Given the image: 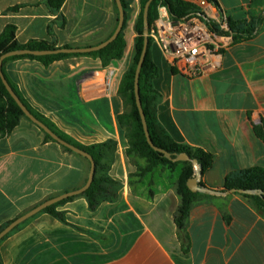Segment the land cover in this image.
<instances>
[{
    "label": "crops",
    "instance_id": "0c3cea01",
    "mask_svg": "<svg viewBox=\"0 0 264 264\" xmlns=\"http://www.w3.org/2000/svg\"><path fill=\"white\" fill-rule=\"evenodd\" d=\"M123 30L120 60L102 67L98 59L71 56L44 66L16 59L4 65L11 83L28 105L73 141L83 145L112 141L96 170L113 181L103 196L112 201L90 208L83 193L56 208L64 222L42 211L29 224L0 243L3 264H264V216L239 195L201 193L192 204L181 235L174 224L180 204L176 184L181 165L144 172L145 160L127 155V140L117 116L126 108L117 94L118 75L130 62L140 0ZM227 18L241 19L263 10V0H217ZM114 0H65L60 11L64 28L44 0H0V33L16 27L20 44L55 39L58 48L98 45L111 34ZM20 5L14 12L10 8ZM153 81L160 95L157 121L176 143L201 148L215 156L200 181L223 193L225 176L236 169L264 168V140L254 127L264 123V29L253 39L223 51L219 71L194 78L173 73L156 46ZM116 70L106 89L95 74ZM100 78V77H98ZM264 134V130H263ZM89 161L45 138L27 118L0 136V227L43 201L81 188ZM172 172H177L173 178ZM95 176V173H94ZM27 221V222H28Z\"/></svg>",
    "mask_w": 264,
    "mask_h": 264
},
{
    "label": "trees",
    "instance_id": "16d2710c",
    "mask_svg": "<svg viewBox=\"0 0 264 264\" xmlns=\"http://www.w3.org/2000/svg\"><path fill=\"white\" fill-rule=\"evenodd\" d=\"M122 8L124 10V24L123 29L116 37V39L108 44L106 47L91 53L85 54H52L46 56H33V55H17L11 56L3 60L2 73L12 88L13 92L27 108V110L40 122L46 125L51 131H53L59 138L68 142L71 145L87 152L92 156L95 163V176L89 186V188L83 193V196L88 201L90 208H95L99 203L104 201H112L113 197H102V194L108 193L112 188L113 181L106 177H97L96 170L101 167L102 159L107 155L109 150H115V143L107 141L100 144L91 146H83L66 135L60 132L55 125L46 119L43 115L34 111L22 97L18 89L11 83L4 71V65L10 60L16 59H32L37 60L44 66H49L55 61L71 57V56H89L94 59H98L102 67H107L112 61L120 60L124 53L125 40L123 30L125 23L129 19L130 7L127 0H120ZM148 0H140V9L137 15L136 23L134 26L135 38L133 43V51L130 58V62L126 71L123 73L117 94L127 107V111L117 116V121L120 128L124 132V136L127 140L128 148L126 150L127 155H135L139 159H143L146 162L143 168L144 172H151L157 167H163L167 170H172L175 167L181 165V173L176 184V193L180 197L179 207L174 215V224L181 235L185 222L189 216L192 204L201 196L198 192H192L187 186V181L193 176V166L190 162H173L168 160L163 154L154 151L147 143L146 137L143 131L140 115L135 103L134 95V75L137 62L139 60L143 43H144V24H143V8ZM209 3L219 8L217 0H207ZM65 0H44V4L51 14L55 16V19L48 25L47 31L49 36H53V25H58L59 28H64L66 25V19L61 14V7ZM263 3V2H262ZM115 4V3H114ZM20 8V5L11 7L10 10L16 12ZM165 8L173 19H183L186 16L193 14L194 7L184 3L182 0H152L147 13V26H148V47L146 56L142 63L139 74V96L141 106L145 115L146 125L149 132L150 139L154 146L166 151L172 158L185 154L190 160H195L199 173L204 176L209 170L212 169L215 156L201 148H194L188 145L178 144L174 142L161 128L157 121L156 111L157 105L160 101L159 93L153 87V81L158 77L159 70L153 61L152 47L153 41L150 37V31L154 22L159 17V9ZM116 18L114 28L109 37L114 32L117 24V8L115 5ZM263 11V10H262ZM212 29H217L214 25L209 24ZM229 32L232 37V43H242L253 39L262 29H264V15L262 12L259 14H250L245 18L233 19L228 18ZM108 37V38H109ZM107 38V39H108ZM105 41V40H104ZM55 39L51 41L47 40H29L24 44H20L16 39V27L14 25H6L3 31L0 33V56L8 52L30 50V51H43V50H55ZM63 48H72L69 45L63 46ZM173 73L176 71L173 69ZM21 118H26L22 109L14 101L11 95L8 93L4 84L0 78V136L9 135L18 125ZM264 123L254 127V132L257 137L264 140ZM45 138L52 142H56L45 134ZM63 149L69 153H73L69 149L63 147ZM200 187H204L202 182H199ZM223 190L228 191L231 189L236 190L239 195L247 199L255 210L264 216V168L252 167L248 169H236L229 172L223 181ZM242 191H254L255 194L241 193ZM65 200L59 201L51 206L42 210L43 213H47L50 216L64 221L62 213L56 211V208L63 204ZM11 223L9 221L5 225L0 227V231ZM21 225V224H20ZM19 226L15 227L10 233L4 236L0 243L7 238L13 231ZM0 264H3L0 258Z\"/></svg>",
    "mask_w": 264,
    "mask_h": 264
},
{
    "label": "built area",
    "instance_id": "2783aa9c",
    "mask_svg": "<svg viewBox=\"0 0 264 264\" xmlns=\"http://www.w3.org/2000/svg\"><path fill=\"white\" fill-rule=\"evenodd\" d=\"M182 1L193 6L195 12L173 19L164 15L165 8H160L150 31L153 45L176 73L188 78L211 75L220 70L223 51L232 44L228 18L207 0ZM115 75L114 69L101 74L99 79L106 89L111 87Z\"/></svg>",
    "mask_w": 264,
    "mask_h": 264
},
{
    "label": "water",
    "instance_id": "95a60500",
    "mask_svg": "<svg viewBox=\"0 0 264 264\" xmlns=\"http://www.w3.org/2000/svg\"><path fill=\"white\" fill-rule=\"evenodd\" d=\"M114 1H115V5H116V8H117V13H118L116 28L114 29V32L112 33V35L108 39H106L105 41L99 43L98 45L89 46V47H72V48L60 47V48H57L55 50H43V51L20 50V51L8 52V53L3 54V55L0 56V78H1V81L4 84L5 88L7 89L8 93L11 95V97L18 104V106L22 109L25 117L27 119H29L33 124L38 126L45 134L49 135L51 139L56 141V143H58L62 147H65V148L69 149L73 153L86 158L89 161V163H90V171H89L88 179H87L86 183L81 188H79L77 190H74V191L66 192V193L61 194L59 196H56V197H53V198L48 199L46 201H43L42 203H40L39 205H37L34 208L30 209L29 211H27L23 215L17 217L13 221H11V223L7 224L0 231V240L4 236H6L8 233H10L15 227H17L20 224L24 223L25 221H27L28 219H30L31 217H33L37 213L41 212L46 207L51 206V205H53V204H55V203H57L59 201L65 200V199H67L69 197L84 193L89 188V186L91 185V183H92V181L94 179V173H95V163H94V160H93L91 155H89L87 152L75 147L74 145L69 144L68 142L64 141L63 139L59 138L53 131H51L42 122L37 120L27 110V108L19 100V98L13 92L12 88L9 86L8 82L6 81L5 77L3 76V73H2V62H3L4 59H6L8 57L17 56V55L46 56V55H52V54H85V53L95 52V51H98V50L106 47L108 44L113 42L116 39V37L119 35V33L122 31L123 24H124V19H125L124 10L122 8L121 1L120 0H114ZM151 2H152V0H148L145 3L144 8H143V24H144L143 36H144V43H143V48H142L139 60H138L137 65H136L135 75H134L135 103H136V107H137L139 115H140V120H141V123H142V127H143V131H144V134H145V137H146V141H147L148 145L154 151H157V152L163 154L168 160L173 161V162L185 161V162H190L192 164V166H193V176L187 181V186H188L189 190H191L192 192H201V193H209V194H231V193H236L237 191L234 190V189H231V190H228V191H224L223 193H221V192H217V191H213V190L207 189L205 187H200L199 186V181H200L201 175L199 173V168H198V165H197L195 160H190V158L187 155H185V154H180V155L172 158L169 153H167L166 151L154 146L152 141H151V139H150L149 132H148L147 125H146L145 115H144V112H143V109H142V106H141V101H140V96H139V74H140V69H141L142 63L144 61V58L146 56L147 47H148L147 13H148V9H149V6H150ZM163 13H164L165 16L168 15V12H167L166 9H163ZM262 13L264 15V0H263V11H262ZM241 193L255 194L256 192H254V191H242Z\"/></svg>",
    "mask_w": 264,
    "mask_h": 264
},
{
    "label": "rangeland",
    "instance_id": "374dc122",
    "mask_svg": "<svg viewBox=\"0 0 264 264\" xmlns=\"http://www.w3.org/2000/svg\"><path fill=\"white\" fill-rule=\"evenodd\" d=\"M127 67H128V65L125 66L124 69H123L122 71H120V73H119V75H118V77H117L118 80H119V82H120V79H121L123 73L126 71ZM95 79L98 80L99 78L96 77ZM123 104H124V103H123ZM124 106H125V105H124ZM125 108H126L125 111H127V107H126V106H125ZM125 111H124V112H125ZM124 112H123V113H124ZM124 137H125V136H124ZM125 139H126V138H125ZM176 173H177V172H172V176H174L173 178L176 177ZM28 220H29V219H28ZM28 220H27V221H28ZM27 221H25L24 223H22L21 225H19V227H18L16 230L22 229L23 227H25V225L27 226L31 220L28 221V222H27ZM63 222H64V221H63ZM27 223H28V224H27Z\"/></svg>",
    "mask_w": 264,
    "mask_h": 264
},
{
    "label": "bare ground",
    "instance_id": "6f19581e",
    "mask_svg": "<svg viewBox=\"0 0 264 264\" xmlns=\"http://www.w3.org/2000/svg\"><path fill=\"white\" fill-rule=\"evenodd\" d=\"M96 77L98 78V77H101V74H96Z\"/></svg>",
    "mask_w": 264,
    "mask_h": 264
}]
</instances>
